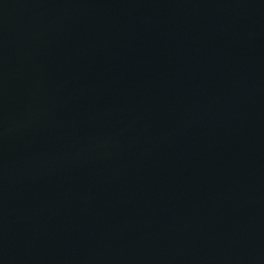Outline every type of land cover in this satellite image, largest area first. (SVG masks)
Listing matches in <instances>:
<instances>
[{
    "label": "water",
    "instance_id": "1",
    "mask_svg": "<svg viewBox=\"0 0 264 264\" xmlns=\"http://www.w3.org/2000/svg\"><path fill=\"white\" fill-rule=\"evenodd\" d=\"M0 264H264V0H0Z\"/></svg>",
    "mask_w": 264,
    "mask_h": 264
}]
</instances>
